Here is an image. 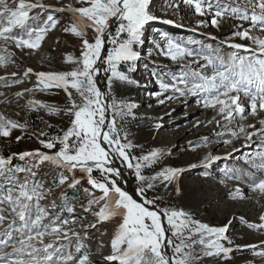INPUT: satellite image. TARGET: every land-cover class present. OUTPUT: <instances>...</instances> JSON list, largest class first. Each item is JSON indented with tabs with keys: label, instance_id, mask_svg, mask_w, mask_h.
Listing matches in <instances>:
<instances>
[{
	"label": "snow or ice",
	"instance_id": "1",
	"mask_svg": "<svg viewBox=\"0 0 264 264\" xmlns=\"http://www.w3.org/2000/svg\"><path fill=\"white\" fill-rule=\"evenodd\" d=\"M183 3L192 7L198 16L210 15L212 26L217 28L226 15L249 21L250 28L236 31L233 35L252 41L256 45L252 51L259 55L245 57L232 53L228 57L219 54L204 56L203 59L213 69L210 75L185 71L180 77L173 76L170 81L158 78L160 92L153 95L159 97L169 90L181 96L202 95V101L198 103L216 109L221 119L229 124L237 118L243 121L249 117L259 124V127L257 123L239 124L238 131L231 132L233 137L244 134L246 141H250L253 136L259 135L264 142V37L252 35V29L264 33V0H243L242 3L241 0H233L235 6L217 4L214 10L208 0H183ZM150 4L151 0H75V5L80 6L68 3L54 7L43 0H0V67L7 68L15 62L13 48L21 52L39 50L49 32L60 24L57 13L69 14L68 23L62 30L77 38L80 48L79 56H68V60L75 64L70 71L35 73L38 80L36 87L63 89L67 106L59 108L35 99L27 102L31 111L45 109L49 115L63 111L70 117L67 129L62 130V135L50 138L46 132L38 134V139L44 137L39 139V143L47 151L35 149L11 155L0 154V206L6 205L12 217L9 220L8 215L0 212V264H94L83 240L88 229H95L98 224L113 219L118 220V225L110 241L111 253L103 257L106 264H203L205 258H228L234 251L222 243L228 240L225 235L227 225L209 227L193 220L182 209L159 208V197L147 199V190L153 189L157 182L165 188L175 183L174 190L179 194L178 179L185 169L165 167L152 176H144L142 168L157 163L165 155L164 151L154 149L139 157L130 155L133 145L126 133L121 136L117 127V117L123 120L133 116L132 110L137 105L117 101L114 97L109 102L108 97L114 80L138 83L129 73L135 70V62L140 57L136 46L144 43L145 26L158 19L150 10ZM168 6L179 7L175 0H171ZM37 9L40 11L34 13ZM248 9H251L250 15ZM163 22L175 23L171 19ZM113 23L116 24L114 33L111 31ZM197 23L203 24L204 21ZM160 35L166 44L161 49L160 43L154 41V47L173 62L181 63L184 69L198 62L197 59L183 63L187 57L199 58L201 53L194 52L166 33ZM108 44L111 47L106 48ZM229 46L235 49L245 47L240 43H230ZM121 64L128 66L127 72L119 70ZM32 72L33 69L28 68L24 75ZM102 72L107 76L109 93L102 92L98 86ZM10 75L15 77L17 73ZM6 79L0 77V80ZM31 91L25 89L15 96L22 97L25 92ZM159 102L164 101L161 99ZM109 110L112 111L111 118L107 115ZM27 127V121L21 123L0 113V137L9 138L14 129L26 130ZM21 139L22 136L16 137L17 141ZM17 156L21 160L29 158L28 162L24 166H13L12 161ZM117 158L126 168L134 170L139 181L136 192L143 199L134 198L119 185L122 171L114 165ZM220 158L209 153L200 164L207 168ZM45 163L73 173L71 182L64 172H60L58 178L54 177L53 182L58 187L67 184L69 188H77L84 177L76 178V170L86 176L91 188L83 189L88 199L81 207L84 213L94 217V222L85 221L78 228L80 218L67 199L60 206L59 214L40 206L46 192L43 182L35 177L36 169ZM253 167L258 168L261 175L248 174L251 177L248 187L264 196V163ZM94 170L100 173L99 177L93 175ZM20 173L26 174L23 180L18 175ZM229 178L241 181L244 174L232 172ZM96 191L100 195H96ZM229 195L233 199L244 197L239 185ZM56 207L53 201L52 208ZM258 219L259 223L249 226L264 229V212ZM164 220L168 227H165ZM73 246L79 255L73 253ZM245 247L253 250L260 247L261 251L255 254L264 257V244ZM7 248L11 250L5 251ZM168 249H171L170 255Z\"/></svg>",
	"mask_w": 264,
	"mask_h": 264
},
{
	"label": "rangeland",
	"instance_id": "2",
	"mask_svg": "<svg viewBox=\"0 0 264 264\" xmlns=\"http://www.w3.org/2000/svg\"><path fill=\"white\" fill-rule=\"evenodd\" d=\"M43 2L54 7L67 5L68 3L75 5V0H43ZM170 2L171 0H151L150 10L158 19L149 22L145 26L144 43L136 46L140 52V57L135 62V70L129 73L130 77L138 83L128 84L118 80L113 81L111 93L108 97L109 102L113 97L116 99L117 95L124 91V96L128 98L129 102L138 104H136L137 110L132 111L133 116L125 117L123 120L117 117V127L121 131V136L123 137L126 133L128 141L133 145L129 150L130 155L139 157L154 149L164 151L165 155L157 163L151 167L142 168L141 171L144 176H152L166 166L185 169L184 175L180 177L179 187L183 192L189 190V194L182 200L179 199V194L175 192V188L169 189L163 198L158 199L157 206L159 208L183 209L184 206L195 201V194L200 192L198 182L208 180L211 187L205 190L201 200L195 201L196 205L188 214L193 220L203 219L210 226L223 227L227 225L228 230L225 235L228 240L222 241V243L227 247H232L234 251L229 254L228 258H205L203 264H264V257L255 254V252L261 251L260 247L255 250L245 247L264 244V229H255L249 226L252 223H259L258 217L261 212H264V196L251 191L248 187L251 179L248 174H254L257 177L261 175L259 169L253 167V165L264 163V142L261 141L259 135L253 136L250 141H246L244 134H240L238 137L231 135V132L238 131L239 124L247 125L248 123H257V121L252 117L243 121L237 118L229 124L221 119L216 109L206 108L202 102L198 103V101H202V95L188 94L181 96L171 90L159 97L153 95V93L160 92L158 78L170 81L173 76L180 77L185 71L189 73L197 71L210 75L213 69L203 59L204 56L219 54L228 57L232 53L245 57L259 55V53L252 51L256 47L252 41L249 42L248 47L241 49L229 46L230 43L245 40L234 36L233 33L250 28V22L240 21L226 15L221 21V24L224 22L226 27L217 28L212 26L210 15L198 16L192 7L183 3V0H175V3L179 5L178 8L169 7ZM208 2L213 4V10L217 4H233V0H208ZM242 2L243 0H241ZM233 6L235 5L233 4ZM39 11L38 9L34 10V13ZM248 13L251 14V9H248ZM56 15L60 19V24L56 29L49 32L39 50L21 52L13 48L15 62L10 63L7 68L0 67V77H7L6 80H0V113L21 123L25 121L28 123L26 130L14 129L9 138L0 137V154L11 155L12 153L35 149L47 151L39 143V139L44 137L38 139V134L41 131L46 132L49 138L62 135V130H66L69 126L70 117L63 111L59 114L49 115L45 109L31 111L27 108L29 99L40 100L59 108L67 106V96L63 89L36 87L38 80L35 73L41 71H70L75 67V64L68 60L65 54L73 57L79 56V40L62 30L68 23L69 14L57 13ZM43 16L44 14H42V18ZM169 19L175 23L167 24L163 22ZM200 20H203L204 23L198 24L197 21ZM115 29L116 24L114 23L111 31L114 33ZM160 33H166L168 37L180 42L187 48L201 53L199 58L187 57L183 63H188L189 60L196 61L197 59L198 62H193L187 69H184L181 63L173 62L166 57L163 51L154 47V41L160 43L161 49L166 44ZM91 35L92 33L89 32L90 37ZM252 35L264 37V33H261L258 29H252ZM108 47H111V45H106V48ZM150 51L151 55H149ZM104 55H106V51ZM28 68H32L33 72L25 76L24 73ZM127 69V65H119L120 71L127 72ZM12 72H16L17 76L12 77L10 75ZM98 83L102 92L109 93L107 76L103 72L98 78ZM25 89H31L32 91L25 92L22 97L15 96L17 92H24ZM169 97L171 98L169 99ZM161 99L164 101L163 103L159 102ZM107 115L111 118L112 111L109 110ZM217 120L220 121L219 124L216 123ZM209 121L212 122L209 123ZM157 125H160V127H157ZM193 126H195V129H191ZM257 127H259L258 123ZM248 130L252 131V129ZM17 136H22V139L17 141ZM225 141H231V143H225ZM207 153L221 158L215 160L207 168L203 166L190 167L193 164L200 166L201 164L198 163L199 158ZM28 159L21 160L17 156L13 159L12 165L24 166ZM115 161L120 165L123 164L118 158L114 160V164ZM133 162L135 163V161ZM129 170L137 187L139 181L134 175V170ZM36 171L35 179L43 182L46 192L45 198L40 201L41 207L53 214H59L60 206L67 199L75 207V215L80 218L77 222L78 228L85 221L94 222V217L90 213H84L81 207V205H86L88 199L83 189L91 188L83 173L76 170L75 177L81 178L83 176L84 178L80 180V185L73 189L69 188L67 184L58 187L53 182L54 177L58 178L60 172L68 175L69 182H71L73 173L58 169L49 163L40 166ZM232 172L244 174V180L230 179L229 176ZM18 175L23 180L26 174L20 173ZM93 175L99 177L100 173L94 170ZM118 183L125 190L122 177L118 180ZM195 185L197 187L194 188ZM237 185L242 189L244 197L239 199L231 197L234 203L231 204L230 208L224 209V202L211 203L208 194H217L221 189L225 191L230 188L235 189ZM48 189H51V191H47ZM160 191L161 187L147 190L146 195L154 199V197L157 198ZM96 195H100V193L96 191ZM249 195L251 197L256 196L257 199L256 203L253 200L250 201L251 204L248 209L251 210V214L247 215V210H243L240 203ZM53 201L57 205L55 209L52 208ZM216 206L221 207V210L217 211ZM0 212L8 215L9 220L12 219L7 212L6 205L0 206ZM116 222L118 220L113 219L98 224L95 229H88L83 244L89 251L94 264H106L103 257L111 253L110 241L115 231L114 224ZM14 235L18 236L19 234L14 233ZM46 239L50 238L46 237ZM228 241H231V243L229 244ZM10 250V248L5 249V251ZM71 250L76 254L74 246ZM168 253L171 254V249H168Z\"/></svg>",
	"mask_w": 264,
	"mask_h": 264
},
{
	"label": "bare ground",
	"instance_id": "3",
	"mask_svg": "<svg viewBox=\"0 0 264 264\" xmlns=\"http://www.w3.org/2000/svg\"><path fill=\"white\" fill-rule=\"evenodd\" d=\"M220 27H222V28H225L226 26H225V24H224V22H222V24L220 25ZM249 42H250V40H247V39H245L243 42H238V43H240V44H244L245 45V47H248L249 46ZM66 55V57H67V59H68V54H65ZM143 70V69H142ZM116 100L117 101H126V102H129V100H128V98H125V96H124V91H122L121 92V94H118L117 95V98H116ZM131 103H135V102H131ZM135 104H137V103H135ZM138 105V104H137ZM137 110V107L136 108H134L132 111H136ZM191 129H195V126H193V127H191ZM212 153V152H211ZM209 153H207V154H203L200 158H199V164H200V162L203 160V158L206 156V155H208ZM212 155V154H211ZM119 166H120V169H121V171H122V173L126 176V178L130 181V184H128V186H127V184H124V188H127V187H131L133 190H134V193H135V195L139 198V199H143V197H139L138 196V194H137V192H136V184H135V181L133 180V176H132V173L130 172V170L128 169V168H126V166L124 165V164H122V165H120L119 164ZM167 167V166H166ZM197 167H202V165H200V166H197ZM163 168H165V167H163ZM162 168V169H163ZM161 170V169H160ZM159 170V171H160ZM185 172V171H184ZM191 172V171H190ZM184 174L183 173H181L180 174V176H179V179H178V184H179V180H180V177L181 176H183ZM181 181V180H180ZM194 183V182H193ZM181 185V184H180ZM194 185V184H193ZM158 187H161V191L159 192V194L157 195V197H159V199L160 198H163L164 196H165V194L167 193V191L169 190V189H174L175 188V183L174 184H170V185H168V187L167 188H165V187H163V186H161L160 184H159V182H157V184H156V186L153 188V189H151V190H154V189H156V188H158ZM195 187H197V185H195L194 186V188ZM211 187V185L209 186V183H208V180H202V181H200V182H198V188H200V192L198 193V194H195V196H194V199H195V201H197V200H201L202 199V196L205 194V190H207V189H209ZM202 189V190H201ZM232 190H234V188H230L229 190L227 189V191H225V190H223V189H221V190H219V192L217 193V194H208L209 195V199L211 200V203H213V202H216V201H220V202H224V209H228V208H230V206H231V204L232 203H234V201H232L231 200V196L229 195V193H230V191H232ZM199 191V190H198ZM189 190H186V191H180V193H179V199H182L183 200V198H185L189 193ZM193 194V193H192ZM147 196V199H153L151 196H148V195H146ZM255 196V195H254ZM178 197V196H177ZM155 198V197H154ZM189 198H192V197H189ZM246 199L245 200H243V202H241L240 203V206H242L243 207V210H247V215L248 214H251V210H249L248 209V206H250V201L251 200H253V201H255V203H256V199H257V197L255 196V197H251L250 195L249 196H246L245 197ZM251 198V199H250ZM224 199V200H223ZM187 201V200H186ZM195 201H193V202H191L189 205H187V206H184V208L182 209L185 213H189V211L190 210H192L193 208H194V206L196 205V202ZM198 204V203H197ZM150 207H152V206H150ZM199 207H201V206H199ZM196 209V208H195ZM215 209L217 210V211H219V210H221V207H219V206H216L215 207ZM200 211V210H199ZM195 212V211H194ZM197 221H199V222H201V223H203V224H207V223H205V221L203 220V219H200V220H197ZM163 223H164V225H165V227H168L167 226V221L166 220H164L163 221ZM117 225H118V222H116L115 224H114V228L116 229L117 228ZM208 225V224H207ZM209 227H216V226H210V225H208ZM218 228V227H217Z\"/></svg>",
	"mask_w": 264,
	"mask_h": 264
},
{
	"label": "water",
	"instance_id": "4",
	"mask_svg": "<svg viewBox=\"0 0 264 264\" xmlns=\"http://www.w3.org/2000/svg\"><path fill=\"white\" fill-rule=\"evenodd\" d=\"M113 24H114V23H113ZM113 24H112V25H113ZM111 27H112V26H111ZM98 86L100 87L99 83H98ZM114 165H115L116 167H119V168H120L119 164H118L116 161H115V164H114ZM122 179H123L124 184H127V186H128V184H130V181L126 178V176H125L123 173H122ZM125 190L128 191L130 195H133L134 198L140 200V199L135 195L134 190H133L131 187H127V188H125ZM149 207H150V206H149ZM167 251H168V250H167Z\"/></svg>",
	"mask_w": 264,
	"mask_h": 264
}]
</instances>
